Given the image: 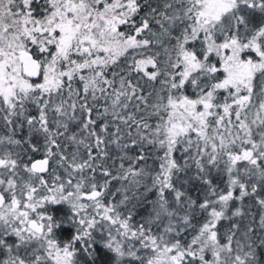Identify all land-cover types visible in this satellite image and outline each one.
<instances>
[{
  "label": "snow or ice",
  "instance_id": "snow-or-ice-1",
  "mask_svg": "<svg viewBox=\"0 0 264 264\" xmlns=\"http://www.w3.org/2000/svg\"><path fill=\"white\" fill-rule=\"evenodd\" d=\"M0 264H264V0H0Z\"/></svg>",
  "mask_w": 264,
  "mask_h": 264
}]
</instances>
